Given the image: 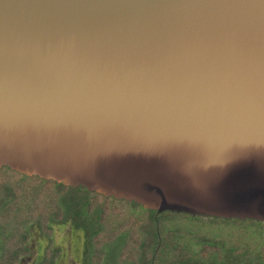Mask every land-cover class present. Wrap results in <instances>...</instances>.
<instances>
[{
  "label": "water",
  "instance_id": "95a60500",
  "mask_svg": "<svg viewBox=\"0 0 264 264\" xmlns=\"http://www.w3.org/2000/svg\"><path fill=\"white\" fill-rule=\"evenodd\" d=\"M3 166L264 220V0H0Z\"/></svg>",
  "mask_w": 264,
  "mask_h": 264
},
{
  "label": "trees",
  "instance_id": "16d2710c",
  "mask_svg": "<svg viewBox=\"0 0 264 264\" xmlns=\"http://www.w3.org/2000/svg\"><path fill=\"white\" fill-rule=\"evenodd\" d=\"M69 224L85 238L83 264H264V220L147 209L86 187L0 168V264L31 255V227ZM53 241L38 264H59Z\"/></svg>",
  "mask_w": 264,
  "mask_h": 264
},
{
  "label": "rangeland",
  "instance_id": "374dc122",
  "mask_svg": "<svg viewBox=\"0 0 264 264\" xmlns=\"http://www.w3.org/2000/svg\"><path fill=\"white\" fill-rule=\"evenodd\" d=\"M32 237L29 248L32 252L20 264H38L49 241L54 247L62 250L59 264H83L85 238L81 231H74L69 224L54 225L51 237L43 235L36 225L31 227Z\"/></svg>",
  "mask_w": 264,
  "mask_h": 264
},
{
  "label": "flooded vegetation",
  "instance_id": "af4514ba",
  "mask_svg": "<svg viewBox=\"0 0 264 264\" xmlns=\"http://www.w3.org/2000/svg\"><path fill=\"white\" fill-rule=\"evenodd\" d=\"M28 258H30V257H28Z\"/></svg>",
  "mask_w": 264,
  "mask_h": 264
}]
</instances>
